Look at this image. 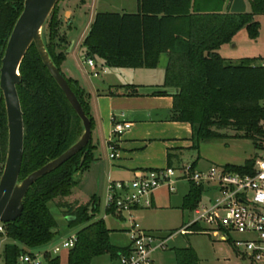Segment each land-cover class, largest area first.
Returning a JSON list of instances; mask_svg holds the SVG:
<instances>
[{
    "label": "trees",
    "instance_id": "trees-1",
    "mask_svg": "<svg viewBox=\"0 0 264 264\" xmlns=\"http://www.w3.org/2000/svg\"><path fill=\"white\" fill-rule=\"evenodd\" d=\"M24 0H0V64L11 29L23 8ZM207 1V0H205ZM226 0H136L135 11H96L83 38V53L109 67H148L160 64L165 56L162 86L173 87L171 119L188 122L192 145L199 151L201 142L227 135L220 130L233 129L235 137L252 140L256 149H264V64L259 57L244 56L236 61L222 56L218 48L232 41L242 26L249 37L259 32L257 13H264V0H248L249 10L230 11ZM58 2V1H57ZM57 2L45 23L47 38L42 37L49 56L65 76L90 121L88 93L78 81L60 68L64 58L57 36ZM60 41V42H59ZM57 50V48H59ZM16 84L23 116V155L18 181L56 158L83 132L81 119L71 107L56 80L43 63L32 42L19 64ZM129 94H136L130 85ZM165 90L153 94H165ZM7 121L0 89V175L7 149ZM91 139L60 166L37 178L23 197V210L13 221L0 223L3 245L0 261L14 264L17 257L46 245L56 236L57 220L48 202L66 196L76 183L75 175L94 160ZM85 154L83 162L81 156ZM256 155L242 164L226 163V171L251 174ZM192 163V167H194ZM205 187L193 182L183 198L182 208L193 210L201 201ZM97 199L91 209L78 205L69 209L68 227L86 224L76 232L77 241L67 249L66 264H89L93 258L108 255L114 263L127 246L110 241V229L103 219L91 221L97 211ZM107 213H109L107 211ZM201 232L200 225L191 226ZM175 264H198L191 246L175 249ZM45 264H60L59 256L44 252Z\"/></svg>",
    "mask_w": 264,
    "mask_h": 264
},
{
    "label": "rangeland",
    "instance_id": "rangeland-1",
    "mask_svg": "<svg viewBox=\"0 0 264 264\" xmlns=\"http://www.w3.org/2000/svg\"><path fill=\"white\" fill-rule=\"evenodd\" d=\"M248 3V1H247ZM57 18L59 20L58 31L55 41L64 36L66 43L61 42V49H64V58L60 63V68L66 76H72L81 87L91 84V81L101 83L102 80H108V77L115 80L127 78L124 70L118 72V68L110 67L109 71L104 72L102 67H86L84 61L86 56L83 53L82 41L87 34L90 24L96 11H135L136 0H58ZM67 10V12H66ZM247 10L249 6L247 5ZM66 14V15H65ZM69 18V19H68ZM254 18L259 21V32L254 38L249 37L244 26L239 28L234 34L232 41L226 43L219 52L224 57L236 61L241 57H259L264 58V13H257ZM41 31L46 38L48 25L44 23ZM60 42V41H59ZM57 48V50L60 49ZM165 56L160 58V66L157 68L138 67L133 68L139 79L149 81L159 75L161 76V65L165 62ZM96 70L98 75L89 74L87 71ZM221 132L227 136L217 140H207L200 144L199 151L195 149H182L173 159V166L179 170L185 165L192 164L197 159V165L193 168L200 170L210 167H222L225 163L242 164L246 159L264 153V149H256L252 140L235 137L236 132L233 129H222ZM94 151L96 157H100L99 162L91 161L89 167L75 175L76 183L71 187L70 192L62 197L58 196L48 202V205L57 220L56 236L46 245L31 249L33 253L50 252L52 248L60 244L63 240L75 235L76 232L86 224L68 227L69 209L78 205H87L91 209L92 198L97 199V211L91 221L103 219L110 231V241L117 246H123L129 241L128 228L131 220L128 216L125 219L117 218L106 212L105 198L107 193V184L103 176L102 165L107 166L109 149L105 152L104 147H99L96 143V136L93 133ZM94 156V159H95ZM203 167V168H202ZM181 171H177L180 174ZM189 190L187 181H180L175 184V190L170 192L166 187H161L153 191L156 203L149 207H140L132 211L135 221L141 228L153 230V232L165 237L169 233L177 231L191 219L189 210L182 208L183 197ZM210 190L205 185L202 194V201L210 195ZM152 196V195H151ZM208 229L203 225V229ZM171 231V232H170ZM10 240L6 237H0V254L3 245ZM187 243H192L198 252V264H251L247 259L241 258L234 247L227 241H220L216 236L206 233H193L182 235L177 233L169 240L164 250H158L152 254L157 262L162 261L165 264H175V249L183 247ZM67 250L60 251V264H66ZM53 255V254H52ZM112 260L108 255H100L92 259L89 264H111ZM45 264V262H42Z\"/></svg>",
    "mask_w": 264,
    "mask_h": 264
},
{
    "label": "built area",
    "instance_id": "built-area-1",
    "mask_svg": "<svg viewBox=\"0 0 264 264\" xmlns=\"http://www.w3.org/2000/svg\"><path fill=\"white\" fill-rule=\"evenodd\" d=\"M89 66H96L92 57H87ZM264 64V62H262ZM97 75L96 70L92 71ZM111 133L122 135L131 127L125 113L111 115ZM264 147V145H263ZM109 157L117 156L116 144L108 142ZM177 171H181L180 174ZM180 181L205 185L211 191L206 201H201L190 210L191 219L179 230L167 237L144 230L135 221L132 211L151 205V195L158 188L166 187L170 192ZM106 212L117 218L129 217V244L125 253H120L114 264H154L152 254L164 250L168 239L177 233H190L191 226L198 224L202 232L229 242L241 258L251 264H264V153L256 155L253 172L241 174L226 171L223 166L195 170L192 164L177 170L166 166L159 169L137 171L128 180H114L107 184L105 198ZM203 225L208 229H203ZM3 231L0 224V232ZM77 236L72 235L52 248L57 255L74 246ZM44 253L26 252L20 254L14 264H42ZM0 264H6L0 261Z\"/></svg>",
    "mask_w": 264,
    "mask_h": 264
},
{
    "label": "crops",
    "instance_id": "crops-1",
    "mask_svg": "<svg viewBox=\"0 0 264 264\" xmlns=\"http://www.w3.org/2000/svg\"><path fill=\"white\" fill-rule=\"evenodd\" d=\"M231 1L232 0H226L224 7L227 4L230 6ZM247 1L248 0H245L246 10L247 5L249 6V2L247 3ZM205 2H208V0H202V4H205ZM225 44L226 43H223L218 48V52ZM259 61L264 62V58L259 59ZM94 62L97 67H102L104 72L109 71V66L101 65L99 62H96L95 59ZM84 65L90 67L86 60L84 61ZM116 68H118V72L124 70L127 78L115 80L114 78L108 77V80H102L101 83L91 81L89 86L83 87L88 93L87 101L90 115L93 120V127L91 129L92 144H95L92 140L93 133L96 136V143H98L99 147H104L105 152L108 149V142L110 139L116 144L117 156L115 158H110L108 153V164L107 166L102 165L103 176L106 183L114 180L131 179L137 171L159 169L166 166L174 167L173 159L177 157V153L182 149L192 148V130L190 124L188 122L171 119V93H173L175 89L173 87L161 85L164 74L163 65L160 67L161 76L159 75V77L157 76L154 79L151 78L149 81L139 79L137 73H135L133 69L138 67ZM87 72L92 74L90 70ZM131 84L136 87V94L128 93V91L132 89L130 86ZM157 90H165L166 93L153 94L154 91ZM120 112L125 113L126 120L131 122V127L122 135L114 136L111 133V115ZM99 161L100 157L95 156L94 162ZM193 162H195L194 166H196L197 159ZM206 169L208 168H203V170ZM156 197L155 194H152L151 206L155 205L157 200ZM124 230L128 231V228ZM147 231L153 232V230ZM193 233L203 232L192 231L190 233L181 234L188 235ZM172 237L168 239V241L171 240ZM128 244L129 241L123 246H127ZM187 246H191L198 256L197 249L192 243H187L183 247ZM153 259L154 264H165L162 263V261L157 262L155 258ZM111 264L114 263L112 262Z\"/></svg>",
    "mask_w": 264,
    "mask_h": 264
},
{
    "label": "water",
    "instance_id": "water-1",
    "mask_svg": "<svg viewBox=\"0 0 264 264\" xmlns=\"http://www.w3.org/2000/svg\"><path fill=\"white\" fill-rule=\"evenodd\" d=\"M57 1L24 0L23 8L11 29L1 57L0 89L6 111L7 149L0 175V223L13 221L21 214L23 197L37 178L60 166L91 139L90 121L65 76L49 56L42 37V26ZM229 9L234 12H243L246 10V2L245 0H232ZM32 42L48 71L81 119L83 132L78 140L59 156L18 181L23 155V116L16 84L20 80L18 69L20 61ZM84 157L85 154L81 156V162Z\"/></svg>",
    "mask_w": 264,
    "mask_h": 264
}]
</instances>
